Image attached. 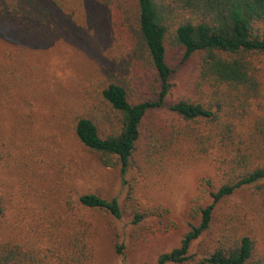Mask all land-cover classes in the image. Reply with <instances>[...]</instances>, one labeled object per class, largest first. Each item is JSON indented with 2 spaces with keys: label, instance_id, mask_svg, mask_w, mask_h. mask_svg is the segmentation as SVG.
I'll return each mask as SVG.
<instances>
[{
  "label": "trees",
  "instance_id": "16d2710c",
  "mask_svg": "<svg viewBox=\"0 0 264 264\" xmlns=\"http://www.w3.org/2000/svg\"><path fill=\"white\" fill-rule=\"evenodd\" d=\"M80 19L85 30L107 28L102 34L117 48L113 68L103 66L88 74L84 85L77 82L80 96L70 109L69 125L82 149L102 166H120L126 174L145 138L148 163L172 167L204 159L215 169V180L207 182L209 202L196 209L199 220L189 222L179 246L161 253L155 264H264L241 204L217 224L220 206L241 191L250 195V209L264 220V102L258 65L264 56V0H0L2 112L12 111L16 118V102L32 103L31 86L43 78L35 75L47 64L33 51L50 47L54 39L70 54L66 34L75 36ZM170 51L181 52L182 62H194L198 72L171 102L176 69ZM52 65L61 68L59 61ZM165 111L168 118L153 122ZM10 121L0 122V163L16 161V119ZM8 203L0 187V224ZM68 204L69 210L55 215L63 231L58 245L44 252L27 242H0V264H86L93 256V223L82 210L120 219L122 207L117 197L94 191ZM145 217L134 213L132 223ZM208 233L209 243L194 251Z\"/></svg>",
  "mask_w": 264,
  "mask_h": 264
},
{
  "label": "rangeland",
  "instance_id": "374dc122",
  "mask_svg": "<svg viewBox=\"0 0 264 264\" xmlns=\"http://www.w3.org/2000/svg\"><path fill=\"white\" fill-rule=\"evenodd\" d=\"M77 9L79 17H83V7ZM83 23L76 25L75 36L66 34L70 54L59 47L57 40H52L56 37L50 36V47L40 45L33 51L37 52L36 59L46 57L47 64L35 75L43 78L35 87L31 86L32 103L16 102V118L14 112L6 115L0 110V122L16 119V161L0 163L1 192L9 198L7 214L0 224V242H27L47 252L63 238L55 215L69 210V200L75 204L82 192L94 191L109 199L117 197L123 215L118 219L108 212L82 210L84 218L93 223L90 238L93 256L86 264H155L161 253L179 246L189 222L199 220L196 209L209 202L207 182L215 180V169L204 159L172 167L148 163L143 155L145 138L126 174L120 166H102L82 149L69 125L70 109L80 96L81 86L77 82L82 80L84 85L86 76L103 66L113 68L111 61L117 53L116 44L102 34L107 28L85 30ZM63 32L64 29L60 30L59 35ZM55 53L57 57L49 55ZM74 53L77 58L72 60L70 55ZM169 53L176 69L168 99L171 102L187 90L191 79L198 78V72L194 62H182L181 52ZM57 61L61 68L55 69L52 64ZM258 65L264 102V56ZM157 116L153 122L159 123L168 118V113L159 112ZM249 198L245 191L232 196L220 206L217 224L224 222L236 203L241 204L240 211L250 216L252 234L264 252V220L259 213L252 212L253 202ZM82 211L77 209L76 214L82 217ZM137 212L146 217L134 224L132 219ZM211 235L208 233L195 243L193 250L209 243ZM121 244L124 247L119 251Z\"/></svg>",
  "mask_w": 264,
  "mask_h": 264
}]
</instances>
